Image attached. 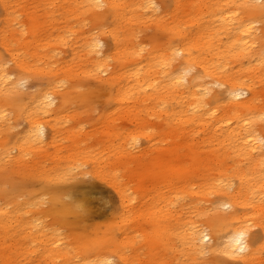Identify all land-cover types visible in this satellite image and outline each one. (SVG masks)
Instances as JSON below:
<instances>
[{
    "label": "rangeland",
    "instance_id": "obj_1",
    "mask_svg": "<svg viewBox=\"0 0 264 264\" xmlns=\"http://www.w3.org/2000/svg\"><path fill=\"white\" fill-rule=\"evenodd\" d=\"M257 2L264 4V0ZM172 6V0H163L161 17ZM68 10L75 9L67 7L65 0H0V75L7 71L13 83L9 86L16 88L9 102L0 103V172L10 174L0 179V205L16 215L8 225L11 238L3 241L5 234L0 230V244L4 242L0 247H11L13 264H92L108 257L100 249L101 234L115 232L124 243L120 256L109 257L112 264H192L190 256L194 255L182 249L186 247L185 228L199 225L212 230L220 219L214 209L220 205L219 191L226 181H207L203 171L183 182L172 172L174 164L192 163L187 140L176 131L168 134L170 127L152 108L119 101L106 85L99 87L93 71L96 54L81 44L91 34L103 41L104 54L110 52L108 35L100 33L112 27L110 19L97 25L91 13L78 10L74 15ZM71 24L70 30L67 25ZM136 31L143 53L153 41L168 38L150 22ZM262 46L264 50V41ZM11 53L17 55L16 61ZM260 61L264 67V57ZM237 65L229 63L227 70ZM111 68L117 70V62L112 61ZM239 76L263 93L264 80ZM225 89L217 86L207 97L224 94ZM44 92L54 97L47 108L39 101ZM211 121L194 134L199 149L207 133L219 132L208 127ZM259 125L264 132V120ZM40 126L46 133L43 141L33 134ZM240 159L233 153L226 167L232 168ZM52 176L63 179L60 186H70L74 203L87 205H83L87 215L80 216L85 225L78 226L77 232L46 215L48 204L40 189ZM230 181L235 188L239 184L236 178ZM16 196L29 203L27 209L13 211L10 200ZM244 206L240 212L253 211L251 205ZM160 222L170 224L176 234L166 236V246L161 239L149 242L156 228L166 226ZM251 233L255 239L260 230L252 227ZM221 234V230L216 232V236ZM80 242L86 246L80 248ZM212 244L211 239L207 249L213 250ZM50 252L59 255L48 258ZM64 252L68 260L61 257ZM197 260L199 264H242L237 257L210 251ZM263 262L261 249L256 264ZM0 264H4L1 258Z\"/></svg>",
    "mask_w": 264,
    "mask_h": 264
},
{
    "label": "bare ground",
    "instance_id": "obj_2",
    "mask_svg": "<svg viewBox=\"0 0 264 264\" xmlns=\"http://www.w3.org/2000/svg\"><path fill=\"white\" fill-rule=\"evenodd\" d=\"M162 1L65 0L67 7L75 9L68 10L69 13L78 15L86 11L92 14L97 25L108 19L112 24L111 28L100 31L110 39V52L104 54L103 41L91 34L81 42L89 53L96 54L93 71L100 80L99 87L106 85L110 92L116 93L115 98L119 101L132 102L146 110L152 108V112L163 116L170 127L168 134L176 131L187 140L192 163L189 166L174 164L172 172H176L183 182L203 171L202 176L209 178L207 181H226L219 191L220 205L214 209L220 219L212 230L199 225L185 228L187 240L182 249L192 252V264H199L198 257L208 251L237 257L242 264H256L260 250L264 249V132L259 125L264 120V91L259 92L251 83L242 81L239 74L255 75L264 80V67L260 61L264 57V4H258V0H172L171 11L161 17L159 4ZM148 22L167 33L168 38L163 43L153 41L150 50L143 53L145 48L139 43L136 30ZM67 27L71 30L73 25ZM259 29L261 33H258ZM11 57L15 61L18 59L15 53H11ZM243 60H246L244 65ZM112 61L117 62V70L109 69ZM229 63L239 65L227 70ZM104 74L107 75L105 78L102 77ZM10 80L7 71L0 75V84H3L0 103L9 102L16 91L15 87L9 86L13 84ZM14 82L17 85L19 81ZM221 85L226 87L224 94L207 97ZM39 101L42 108H47L54 103V97L44 92ZM210 119L208 127L219 132L213 136L207 133L208 137L201 140L199 149L194 134ZM137 120H141L140 116ZM189 124H194V128L187 129ZM34 132L37 139L44 140L46 133L42 126ZM207 149L214 152H207ZM233 153L241 156L240 163L226 167V159ZM8 175L2 171L0 179L4 180ZM231 178L238 179L236 188L232 186ZM44 181L40 191L48 204L46 215L74 232L78 226L84 227L80 216L87 215L84 208L87 205L73 202L70 186L58 184L63 179L52 176ZM13 198L10 204L14 212L27 209L29 203H22L17 196ZM244 204L251 205L253 211L240 212L245 208ZM12 216L6 205H0L3 241L11 238L8 225L16 215ZM160 224L166 226L156 228L155 237L149 242L153 244L156 239H161L166 246L169 241L166 236L175 233L170 224ZM252 227L260 230L255 239L250 238ZM219 230L222 234L216 236ZM211 239L214 240L213 250L207 249ZM99 240L103 247L100 246L101 252L105 251L108 257L92 264H112L109 257L120 256L124 242L115 232L101 234ZM85 246V243H79L80 248ZM10 249L0 247L4 264H13ZM54 255L59 254L50 252L48 258ZM61 257L68 260L66 252Z\"/></svg>",
    "mask_w": 264,
    "mask_h": 264
}]
</instances>
